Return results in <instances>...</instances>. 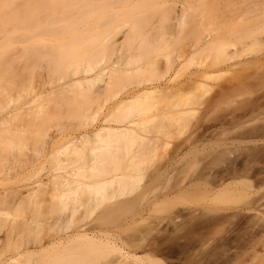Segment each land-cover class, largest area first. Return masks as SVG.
Wrapping results in <instances>:
<instances>
[{
    "label": "rangeland",
    "instance_id": "rangeland-1",
    "mask_svg": "<svg viewBox=\"0 0 264 264\" xmlns=\"http://www.w3.org/2000/svg\"><path fill=\"white\" fill-rule=\"evenodd\" d=\"M93 1L98 7L106 0ZM115 1L89 21L85 4L77 3L72 21L45 18L40 24L49 26L30 34L7 33L12 25L0 20L8 30L0 31V264H51L71 256L70 249L48 245L91 227L115 234L142 258H129L132 264H237L247 249L244 264H264V241H256L264 228V0ZM71 30L84 42L100 36L93 57L71 59L68 50L77 41ZM206 37L221 44L195 55L193 46ZM89 72L102 75L91 85H67ZM105 79L109 90L99 97L94 92ZM150 85L161 90L123 113L140 115L136 133L124 142L108 138L101 142L106 149L77 140L98 129L101 106L133 100ZM54 139L59 143L52 149ZM118 145L130 175L99 197L93 187L65 193L63 179L50 180L78 165H102ZM91 176L82 179L95 181ZM92 245L95 253L81 264L117 259L111 248ZM88 246L80 244L79 253ZM27 250L34 252L13 261Z\"/></svg>",
    "mask_w": 264,
    "mask_h": 264
},
{
    "label": "bare ground",
    "instance_id": "bare-ground-1",
    "mask_svg": "<svg viewBox=\"0 0 264 264\" xmlns=\"http://www.w3.org/2000/svg\"><path fill=\"white\" fill-rule=\"evenodd\" d=\"M18 1H21V2H18ZM95 1H97V0H95ZM102 1V0H101ZM107 1V0H106ZM106 1H103V2H101V3H106ZM115 0H109V3L107 2V6L106 5H104V4H101L99 1V3L101 4H98V5H100V6H98V7H96L97 5H95L94 3V1L93 0H0V2H7V3H9V4H11V5H14V7L12 8V9H10V10H6L5 9V6L4 7H1L0 6V20H4V19H6L5 20V22L6 21H8V22H6V23H8L9 25H12L11 26V31H10V29H9V25H7L6 26V24L5 23H3V25H5L4 27H8V29H9V31L10 32H7V33H12L13 31H16V30H21V29H23L25 32H27V33H31V32H34V31H38V30H42V29H46V27L47 26H49L48 24H40V22L41 21H43V19L45 20V18H46V20L48 19V18H50V19H54L53 17H61V18H63L64 20H67V21H72V16H74L75 14V12H74V10H73V6H75L77 3H84L85 4V6H84V10H85V13L83 14V19L85 20H87L88 19V21H89V19H91L92 17H93V15L95 14V13H97V15H98V10H103L104 9V7H102V6H105V8H107L110 4H111V2H114ZM86 2L88 3V4H86ZM94 2V3H93ZM118 2V1H117ZM117 2L115 1V3H112L111 5H112V7H113V5H117ZM120 3V2H119ZM1 4H3V3H0V5ZM8 5V4H7ZM95 5V7H93ZM120 5V4H119ZM111 7V8H112ZM101 8V9H100ZM110 8V9H111ZM113 8H115V7H113ZM134 9V8H133ZM136 9V8H135ZM105 10V9H104ZM128 10V9H127ZM126 11V10H125ZM100 13H99V15L100 14H102V11H99ZM107 12V11H106ZM111 12V11H110ZM121 12V11H120ZM123 12V11H122ZM134 11H132L131 13H133ZM104 13V12H103ZM113 14H114V11L112 12ZM81 14V15H82ZM106 13H104V15H105ZM112 14V16L111 15H109V17H110V19H112V17L114 16ZM121 14V13H120ZM97 15H95V16H97ZM118 15H119V13H118ZM129 15V14H128ZM131 15V14H130ZM124 16H126V13H125V15ZM100 17V16H99ZM99 17H97V18H99ZM105 17H108V14L105 16ZM104 17V18H105ZM138 17V16H137ZM3 18V19H2ZM102 18H103V16H102ZM134 19H135V17H133ZM177 20L179 21V18H180V14H178L177 15ZM115 19V18H114ZM113 19V20H114ZM181 19V18H180ZM100 20V19H99ZM130 20H132V18L130 19ZM111 21V20H110ZM116 21H117V19H116ZM3 22V21H2ZM37 22H38V24H37ZM1 23V22H0ZM116 23V22H115ZM2 24V23H1ZM1 24H0V26H1ZM2 25V26H3ZM36 25V26H35ZM112 25V24H111ZM114 25V24H113ZM55 26V25H54ZM115 27H116V25H114ZM113 28V27H112ZM3 30H5V28H2ZM3 30H1L0 29V31H2L3 32ZM7 30V29H6ZM6 30L4 31V32H6ZM58 30H62L61 28H59ZM8 31V30H7ZM72 31V30H71ZM71 34V37H73V39H75V40H77L74 44H72V45H70V48H69V50H68V55L71 57V59H73V61L75 60V62H80V61H82L83 59H85V57H86V55L87 56H89L88 54L90 53V55L92 54V50H94L98 45H100L98 42H99V37L100 36H97L96 38L95 37H93V40L91 41V42H84V41H81L80 40V38L78 37L80 34H78V32L77 33H75V31L73 32L72 31V33H70ZM209 35V34H208ZM207 38V37H206ZM214 38V37H213ZM216 38V37H215ZM203 39V38H202ZM204 40V39H203ZM214 40L212 39V37H209V38H207V39H205V42H204V44H202V40H201V46L200 47H198V46H193L192 48L194 49V51L192 50V52H194L195 53V55H196V53L198 54L201 50L203 51V49H206V48H208V47H212V51H213V48H214V51H215V49H217L218 48V46H219V44H221L220 42L221 41H219V44H218V46L216 45L217 43H215V46H212V45H214L213 42ZM222 41H224V40H222ZM229 41H227V42H225V43H228ZM98 43V44H97ZM223 43V42H222ZM200 45V44H199ZM223 45V44H222ZM225 45H228V44H225ZM102 46V49H100L99 51H101V50H103L104 49V47H103V45H101ZM100 46V47H101ZM216 46H217V48H216ZM209 48V49H210ZM220 49H223V48H225L224 46L222 47H219ZM106 49V48H105ZM208 49V50H209ZM97 50V49H96ZM207 50V49H206ZM206 50H204V51H206ZM210 50V51H211ZM104 51H106V50H103V52ZM220 51H222V50H220ZM219 51V52H220ZM97 52V53H96ZM224 52V51H223ZM95 53V55L96 54H99V52L98 51H95L94 52ZM221 53V52H220ZM219 53V54H220ZM94 55V56H95ZM193 55V54H192ZM92 56V55H91ZM93 57V56H92ZM97 58V57H96ZM89 60V59H88ZM62 60H58V63L59 62H61ZM92 61H93V59H92ZM89 62V61H88ZM94 62V61H93ZM96 63V62H95ZM93 64V63H92ZM88 65V64H87ZM90 66V65H89ZM95 66H96V64H95ZM122 66V65H121ZM94 67V66H93ZM102 67V66H101ZM87 68V67H86ZM85 68V69H86ZM96 68V67H95ZM100 68V67H99ZM98 68V69H99ZM125 68V67H124ZM84 69V70H85ZM88 69V68H87ZM126 69V68H125ZM90 71V70H89ZM119 71V70H118ZM79 72V71H78ZM93 72V71H92ZM98 72V71H97ZM109 72H111V71H109ZM83 73H84V71H83ZM94 73H96V72H94ZM100 73H102V72H100ZM122 73V72H121ZM126 73H128V72H126ZM203 73V72H202ZM108 73H106V75H107ZM118 74H119V72H118ZM117 74V75H118ZM85 75H91V77H89V76H86V77H81V78H78V79H76V80H73L70 84H67V85H74L73 83H79L78 85H80V83H82L83 84V82L85 83V82H93V81H96V79L99 77V75L100 74H98V75H95V76H93L92 74H90V72H89V74H87V73H85ZM102 75V74H101ZM100 75V76H101ZM105 75V74H104ZM110 75H113V74H110ZM120 75V74H119ZM118 75V76H119ZM128 75V74H127ZM174 75V74H173ZM198 75H199V73H198ZM198 75H197V78H198ZM108 76H109V74H108ZM114 76V75H113ZM117 76V77H118ZM104 77V76H103ZM106 77V76H105ZM112 77V76H111ZM116 77V76H115ZM114 77V78H115ZM122 77V76H121ZM173 77V76H172ZM199 77H205V74H200V76ZM100 79V78H99ZM106 79H107V77H106ZM105 79V82H104V84H102V86H100L99 88H98V90H96V89H94V90H96V93L94 92V94H97L98 95V93H100V91H102V90H104L103 91V96L106 94L105 93V89H107L106 91H108L109 89V85H110V81H107ZM110 80H111V78H109ZM199 79V78H198ZM172 80V79H171ZM170 80V81H171ZM174 80V79H173ZM99 81V80H98ZM102 81H103V79H102ZM117 81H119L118 79H117ZM116 81V82H117ZM122 81V80H121ZM113 82V81H112ZM111 82V83H112ZM120 82V81H119ZM168 82H169V80H168ZM192 82H194V81H192ZM124 83V82H123ZM122 83V84H123ZM194 83H196V86L198 87V86H202L203 85V83H202V81H199V80H197V81H195ZM100 84V83H99ZM115 84V83H114ZM151 84V83H150ZM66 85V86H67ZM84 85H86V84H84ZM90 85H91V83H90ZM89 85V86H90ZM92 85H94V83H92ZM95 85H96V83H95ZM94 85V86H95ZM98 85V84H97ZM149 85V84H148ZM93 86V87H94ZM99 86V85H98ZM153 86V85H152ZM151 85H150V87H152ZM63 87H65V86H63ZM92 87V86H91ZM112 87H113V85H112ZM116 87V86H115ZM114 87V88H115ZM119 87V86H118ZM147 87H149V86H147ZM160 87L161 86H157V85H155V86H153V89H151V91H148V92H146L145 90V93H140L141 95L140 96H138V97H135V95H136V91H135V95L133 94V96H134V98H136V99H134V98H131V99H133V100H129L128 98H127V100H126V102H122L121 100H119V102L118 103H115L114 104V102H113V105H111L110 107H108L105 111H103V108H104V106H101L100 107V104H99V114H100V116H102L101 118H99V120H98V117H99V115H98V117L96 118V122H97V120L99 121V123H98V125H97V128L98 129H96V130H94V133H92V132H90V133H85V135H83L82 137H77L76 139L77 140H81L82 141V143H83V141H85V140H93V141H99L100 143L101 142H103V141H106L108 138H112V137H115L116 139H117V141H122V137H124V136H128V135H132V134H134V133H136V130H137V127L139 126V124H140V122L142 121L140 118V115L139 116H137V117H139V118H137L136 116L134 117V116H127V117H125V116H123V113L130 107V106H132L133 104H134V102L136 101V100H140L141 98H145V97H147V96H151V93H153V92H155L156 93V91H157V89L159 88V90H161L160 89ZM166 87H169V86H166ZM165 86H163V88L165 89L166 88ZM97 88V87H96ZM63 89H65V88H63ZM130 89V88H129ZM131 89H132V87H131ZM144 89V88H143ZM164 89H162V90H164ZM170 89V88H169ZM171 89H173V88H171ZM111 90H113V89H111ZM110 90V91H111ZM114 90H116V89H114ZM113 90V91H114ZM136 90V89H135ZM165 90H167V89H165ZM132 91H134V90H132ZM140 91V90H139ZM143 91V92H144ZM98 92V93H97ZM112 92V91H111ZM131 92V91H130ZM141 92V91H140ZM127 93V92H126ZM133 93V92H132ZM132 93H131V95H132ZM93 94V95H94ZM102 93H100V96L99 97H101L102 95H101ZM124 94V93H123ZM122 94V95H123ZM129 93H127L126 95H128ZM97 95H94V96H97ZM110 95V94H109ZM138 95V94H137ZM136 95V96H137ZM41 96V95H40ZM105 96H107V95H105ZM125 96V95H124ZM130 96V95H129ZM38 97V96H37ZM127 97V96H126ZM132 97V96H131ZM38 98H40V97H38ZM122 98V97H121ZM126 99V98H125ZM143 100V99H142ZM35 101H37L36 99H35ZM117 102V101H116ZM139 102V101H138ZM86 104V103H85ZM84 104V105H85ZM102 104H104V103H102ZM101 104V105H102ZM107 104V103H106ZM78 105V104H77ZM82 105V104H81ZM89 104H87V108L89 107L90 108V106H88ZM105 105V104H104ZM108 105V104H107ZM79 107H81L80 105H78ZM109 106V105H108ZM79 107H76V109L75 110H77V112H79L78 111V109H79ZM85 106L83 107V109H85L86 108ZM91 107H93V106H91ZM96 107V108H97ZM103 107V108H102ZM106 108V107H105ZM81 109H82V107H81ZM81 109H79V110H81ZM95 109V107H93L92 108V111ZM23 110V109H22ZM91 110V109H90ZM96 110V109H95ZM94 110V111H95ZM98 110V109H97ZM97 110L95 111V113L97 112ZM101 110H102V112H104V113H102L101 112ZM129 110V109H128ZM81 111H83L84 112V110H81ZM85 111L87 112V110L85 109ZM92 111H90V112H88V113H90L91 114V116H93L92 115V113L94 114V111L92 112ZM86 112H84L83 114H85ZM102 114H101V113ZM129 112V111H128ZM80 113V112H79ZM81 114H82V112H81ZM130 114V113H129ZM96 115H97V113H96ZM127 115V114H126ZM95 116V115H94ZM121 116H123V117H125L124 119H122L121 118ZM141 120V121H140ZM95 121V120H94ZM142 124H143V122H142ZM94 128V127H93ZM92 128V129H93ZM139 129V128H138ZM90 131V130H89ZM88 131V132H89ZM138 131V130H137ZM82 135V134H81ZM55 137V135L52 137V136H50V138H51V140H52V138H54ZM71 137V136H70ZM73 138H74V136H72ZM58 139V138H57ZM65 139V138H64ZM69 139V138H68ZM72 139V138H71ZM75 139V140H76ZM125 139V138H124ZM73 140V139H72ZM79 140V141H80ZM109 140V139H108ZM59 141V140H58ZM69 141V140H68ZM67 141V142H68ZM80 141V142H81ZM92 141V142H93ZM72 142H74V141H72ZM78 142V141H77ZM77 142H75V143H77ZM88 141H85V143H87ZM92 142H90V143H92ZM112 142H114V141H112ZM112 142H110V143H112ZM122 142H124V141H122ZM59 143V142H58ZM57 142H56V140L54 139L53 141H52V143H51V147H52V149H54L53 147L55 146V147H57L56 145L58 144ZM75 143H73V145L75 144ZM79 143V142H78ZM77 143V144H78ZM89 143V142H88ZM94 143V142H93ZM106 143V142H105ZM118 143V142H117ZM76 144V145H77ZM84 144V143H83ZM83 144H78V145H80L81 146V148H83L82 147V145ZM102 144V143H101ZM107 144V143H106ZM114 144V143H113ZM108 145H109V143H108ZM108 145H106V146H108ZM111 145V144H110ZM115 145V144H114ZM80 146H79V148H80ZM85 146V145H84ZM101 146H103V144L101 145ZM100 146V147H101ZM95 147H97L98 148V146L96 145ZM104 147V146H103ZM110 147V146H109ZM105 148V147H104ZM112 148H115V150H112V151H110V152H107L108 153V155L105 153V155H107V157L105 158V160L103 161L104 163L102 164V165H89V166H87V168H84L82 165L80 166V165H78V167L76 168V167H74L75 169H69L70 171H66V172H64V173H62V174H52L51 175V178H50V180L51 181H54V180H56V179H63V181H62V183L64 184V186H68V190L67 191H65V193L66 192H78V191H80L81 189H83L84 187H93V188H95L94 190L96 191L95 193V195H97L98 197H99V195H101V193H102V190H105V188H108L109 186H112L113 184H115V183H121L122 181H125L127 178H128V176L130 175L129 173V175L127 176V173H125L124 171H123V168H122V166H121V163H122V161H124L123 160V158H124V156H123V154H122V152H121V147H120V145H118L117 147L115 146V147H112ZM124 148V147H123ZM56 149V148H55ZM99 149V148H98ZM97 149V150H98ZM102 149V148H101ZM100 149V150H101ZM106 149V148H105ZM95 150H96V148H95ZM109 151V150H108ZM54 152V151H53ZM95 153H97V152H95ZM131 153V152H130ZM99 154H101V153H99ZM134 154V155H133ZM132 155L133 156H131L130 158L131 159H134L135 157H136V153H133ZM100 157H102V156H100ZM96 159H97V157H96ZM95 159V157H94V160H96ZM102 160H103V157L101 158ZM100 159V161H102ZM92 160V159H91ZM127 160V159H126ZM96 162V161H95ZM99 162V161H98ZM129 162V161H128ZM89 164V163H88ZM88 164H85V165H88ZM99 164H101V162H99ZM123 164V163H122ZM125 166V165H124ZM89 167V168H88ZM128 168V167H127ZM127 171V170H126ZM90 174H89V173ZM93 176L94 178H95V181H93V182H86V181H84V179H82V177H84L85 178V176ZM91 176V177H92ZM90 179V178H89ZM94 180V179H93ZM128 181V180H127ZM103 194V193H102ZM97 198V197H96ZM264 229V228H263ZM262 229V227H259V229L257 230V232H256V234H257V240L256 241H258V239H259V243L257 242V244H259V245H262V243H260V242H263L264 241V230ZM74 243H77V247H73V246H75V245H73ZM82 243H88L89 244V246L88 247H86V249H85V252H83V251H81L80 253H79V251H78V249H80V247H79V245L80 244H82ZM92 244H94L95 246H96V248H97V245H99V246H103V247H109V248H111L113 251H116V252H118L117 254H118V257H117V259L115 260V261H113L111 264H129V263H131L132 264V262H130L129 261V258H131V259H133V261H138L139 259H142V258H140L139 256H137V254L136 253H133L131 250H129V251H126L125 250V246L123 245V244H121L119 241H118V238H117V236H115V234H114V236L110 233V232H107V231H105V230H102V229H99V227H91V228H83V229H80V230H78V231H76L75 233H73V234H71V235H67V236H65V237H61V238H59L58 240H54L53 242H51L50 243V245H48V246H52V247H55V246H59V247H64V248H66V249H70V252H69V254H72L71 256H67V255H65V256H58V259H56L53 263H51V264H81V263H83L84 261H87L88 260V258L90 257V256H92L95 252H94V247H93V245ZM256 244V243H255ZM73 245V246H72ZM86 245V244H85ZM249 245V244H248ZM247 245V246H248ZM254 245V244H253ZM252 245V246H253ZM48 246H45V247H42V249L41 250H43V249H47V247ZM124 246V247H123ZM250 247H252L251 245H249ZM248 246V247H249ZM254 246H257V245H254ZM249 247V248H250ZM84 248V247H83ZM253 248V247H252ZM242 249H243V247H242ZM75 250H77L76 252H73L72 253V251H75ZM96 250V249H95ZM36 251V250H35ZM242 251V250H241ZM244 251V250H243ZM247 252H245V254L243 253V252H239V254H241V253H243L244 254V258H242L243 260H241V261H239V263H237V264H244V262H246L245 261V259H247V257H248V254L249 253H251L250 252V250L249 249H247L246 250ZM253 253H257L259 250H258V248L257 247H254L252 250H251ZM34 252V250L33 251H29V250H27V251H24V252H21L20 254H18V256H16L15 258H13V261H17L20 257H23L24 255H26V254H28V253H33ZM83 252V253H82ZM250 255V254H249ZM240 256V255H239ZM242 257V256H241ZM87 258V259H86ZM235 258H236V256H235ZM86 259V260H85ZM147 259H150V257L148 258L147 257ZM151 260H153L154 261V259H151ZM150 260V261H151ZM148 261V260H147ZM149 261V263H152V261L150 262ZM226 262H222V264H233L232 262H234V261H227V260H225ZM235 261H237V259L235 260ZM135 262V263H136ZM139 262V261H138ZM10 262H6V261H4V262H2L1 264H9ZM32 264H34V263H32ZM246 264V263H245Z\"/></svg>",
    "mask_w": 264,
    "mask_h": 264
}]
</instances>
